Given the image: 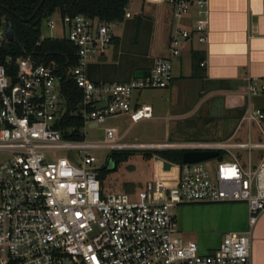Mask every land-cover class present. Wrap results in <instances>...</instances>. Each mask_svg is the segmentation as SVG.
<instances>
[{
	"label": "built area",
	"instance_id": "built-area-1",
	"mask_svg": "<svg viewBox=\"0 0 264 264\" xmlns=\"http://www.w3.org/2000/svg\"><path fill=\"white\" fill-rule=\"evenodd\" d=\"M144 1L168 7L177 18L192 12L190 27L176 28L170 36L172 56L179 55L184 41L206 40L208 0ZM61 22L63 37L76 47L70 74L81 91L76 108L82 128L124 114L131 124L150 118L149 106L132 104L133 93L167 88L171 61L157 59L145 76L125 82L91 81L86 68L112 44L116 23L82 14L61 16ZM47 26L53 29L54 22L48 19ZM3 27L0 48L9 42ZM45 38L40 33L37 43ZM5 63H0V153L5 155L0 162V264H252V232L264 213V139L253 141L250 127L264 121V109L255 107L251 97L264 96V77L250 78L238 89L246 101L235 131L246 122L244 140H233L232 134L140 145L217 155L191 163L169 161L167 171L159 157L151 178L134 194H103L93 151L127 146L87 141L81 131V138H73V126L64 136L59 126L67 106L54 65L30 56H8ZM239 152L246 155L244 161ZM203 203H243L247 212L246 229L225 232L207 254L196 242L176 236L170 213L172 207Z\"/></svg>",
	"mask_w": 264,
	"mask_h": 264
},
{
	"label": "crops",
	"instance_id": "crops-1",
	"mask_svg": "<svg viewBox=\"0 0 264 264\" xmlns=\"http://www.w3.org/2000/svg\"><path fill=\"white\" fill-rule=\"evenodd\" d=\"M133 5L132 10L126 9L129 16L116 23L112 29L116 40L112 41L102 56L88 64V79L94 82H125L145 76L155 60L167 58L172 64V81L165 89L174 96V110L193 108L204 98L220 97L224 103L225 95L231 93L240 98L239 105L231 109L238 115L246 101L238 89L250 78L264 77V0H208L206 40L184 41L177 56L170 54V36L176 28L190 27L192 12L177 18L163 5L131 0L127 7ZM194 59L200 60L197 63ZM139 92L132 104L149 106L152 115L147 119H151L153 109L151 105L139 103ZM262 98V101L257 102V107L264 109V96ZM260 125V133L264 134L261 130V127L264 129V121ZM235 129L229 136L236 133ZM236 206L243 211L244 220H230L232 224L227 226V231L241 232L246 229V206L243 203ZM219 208L222 212L223 209L230 210L227 205ZM203 216L202 221H207L205 214ZM182 218L180 214L176 218L178 231L195 229L201 236L200 225L191 224ZM202 243H197L201 254L210 253L218 246ZM251 258L252 264H264V213L252 232Z\"/></svg>",
	"mask_w": 264,
	"mask_h": 264
},
{
	"label": "rangeland",
	"instance_id": "rangeland-1",
	"mask_svg": "<svg viewBox=\"0 0 264 264\" xmlns=\"http://www.w3.org/2000/svg\"><path fill=\"white\" fill-rule=\"evenodd\" d=\"M132 7L134 5L127 7V10H132ZM48 19L54 22L53 29H49L47 26ZM40 33L45 37L61 38L64 36L61 16L58 12L42 19ZM139 93V103L151 105L153 118L143 119L131 124L128 115L124 114L110 117L96 128L81 129L87 141H113L115 144L127 146L128 149L125 150L131 152L125 160L118 164L116 170H112L106 175L104 180L105 194L113 192L134 194L151 178L154 171V155L150 153V150H144L138 146L169 141L224 139L230 135L240 119L231 112V109H235L234 107L240 103V98L235 94H226L224 103L220 106L216 104V99L206 100L207 98H204L206 102L203 100L193 108L191 107L192 109L177 111L172 108L174 106V96L167 89H143ZM137 95V92L133 93L132 101L135 100ZM262 97V95L252 96V104L255 107L259 106L257 102L262 101ZM246 130L247 123L243 122L233 135V140H244ZM261 130L264 133L263 127H261ZM250 131L253 141L258 140L260 134L262 137L264 135L260 133L259 127L254 122L250 127ZM125 150H111L110 152ZM110 152L107 150L93 151L98 158L95 165L97 167L106 165L108 168H112L113 163L108 157ZM256 156V152L252 153L254 160ZM4 158L5 155L0 153V162ZM238 158L244 161L246 155L239 152ZM126 189L130 191H126ZM236 204L239 203L184 204L172 207L170 213L174 217L177 218L180 214L189 223L200 225L201 236L195 229L178 231L176 236L185 243L187 241L196 243L202 241L204 242L203 245H206V243L217 245L223 234L228 230L227 226L232 224L231 221L242 222L244 220L243 211ZM224 205H227L230 210L223 209L224 212H222L219 207ZM203 214H205L207 221H202L204 219ZM230 215H232V218Z\"/></svg>",
	"mask_w": 264,
	"mask_h": 264
},
{
	"label": "trees",
	"instance_id": "trees-1",
	"mask_svg": "<svg viewBox=\"0 0 264 264\" xmlns=\"http://www.w3.org/2000/svg\"><path fill=\"white\" fill-rule=\"evenodd\" d=\"M40 1L0 0V26L9 21L13 28V40L0 48V63L6 64L8 56L12 58L30 56L36 63L54 65V72L60 78L61 94L67 106V113L64 115L59 128L63 131L64 136H68L65 129L73 126L77 129V132L73 133V138H81L80 131L83 123L76 108V104L81 98V91L70 74L71 68L77 61L76 47L64 37H47L37 43L41 21L54 12H58L60 16L82 14L107 23H119L125 18L127 6L131 0H43L33 18L25 21L31 16ZM113 40L116 39L113 38ZM194 60L198 63L200 59ZM215 102L218 106L223 103L220 97ZM243 110L244 108L238 112L236 117L240 118ZM150 153L162 159L179 163L182 151L150 150ZM129 154L131 152L126 150L112 151L108 157L112 161L113 167L108 168V166L103 165L97 169L103 194H105L104 180L106 175L110 171L116 170L118 164L125 160ZM128 189L126 191H130Z\"/></svg>",
	"mask_w": 264,
	"mask_h": 264
},
{
	"label": "water",
	"instance_id": "water-1",
	"mask_svg": "<svg viewBox=\"0 0 264 264\" xmlns=\"http://www.w3.org/2000/svg\"><path fill=\"white\" fill-rule=\"evenodd\" d=\"M42 2H43V0H41L39 2L37 7L35 8L33 13L31 14V16L29 18L25 19V21H28L31 18H33V16L36 14L39 7L41 6ZM2 34L7 38V40H9V41L13 40V28H12V25L9 21H6L4 23ZM216 155H217L216 151H184L181 154V161L184 163L197 162V161L206 160V159L214 157ZM154 160H160V158L158 156H155ZM162 167H163V170L167 171L171 168V163L169 161L162 160Z\"/></svg>",
	"mask_w": 264,
	"mask_h": 264
}]
</instances>
